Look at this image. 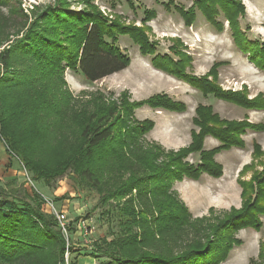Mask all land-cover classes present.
Listing matches in <instances>:
<instances>
[{
    "label": "trees",
    "instance_id": "1",
    "mask_svg": "<svg viewBox=\"0 0 264 264\" xmlns=\"http://www.w3.org/2000/svg\"><path fill=\"white\" fill-rule=\"evenodd\" d=\"M12 1L0 0V9L6 10L5 16L0 14V48L17 37L0 51V140L9 158L35 183L49 188L72 173L80 189L98 194L97 207L115 230L110 232L111 240L100 239L89 254H82L66 239L75 227L68 224L64 235L55 216L43 211L42 195L35 188L19 194L22 187L12 179L6 188L0 187V264H64L66 253L68 264H77L80 257L101 256L105 258L101 264H222L242 244L235 237L240 230H261L264 165L249 181L238 182L241 208L218 215L211 211L209 216L193 218L173 184L197 181L203 174L220 178L222 166L214 157L232 148L244 149L245 132L264 131V125L225 121L210 106L198 105L191 143L166 152L146 142L154 123L136 121L134 111L148 106L182 113L184 104L164 95L130 102L126 93L115 102L100 91L75 98L64 75L68 70L94 83L126 69L130 58L117 43L128 37L141 56L153 57L154 69L183 80L203 97L264 112L263 95L250 99L245 88L222 90L217 84L218 64L196 78L185 73L191 60L186 54L177 50L178 61L156 54L157 43L149 40L144 27L155 17L152 11L144 13L142 26L137 27L125 25L118 16H104L93 5L95 0H80L79 12L70 11V0H54L35 8L28 24V15ZM169 7L170 1L165 8ZM174 8L187 27L193 25L197 12L219 33L226 22L234 46L264 73V41H251L243 31L241 0H193L186 10ZM19 15L24 18L19 20ZM207 137L220 145L205 150ZM253 148L255 157L262 155L256 144ZM192 155L198 161L188 163ZM249 169L245 166L243 171ZM258 259L249 264H264V240Z\"/></svg>",
    "mask_w": 264,
    "mask_h": 264
},
{
    "label": "rangeland",
    "instance_id": "2",
    "mask_svg": "<svg viewBox=\"0 0 264 264\" xmlns=\"http://www.w3.org/2000/svg\"><path fill=\"white\" fill-rule=\"evenodd\" d=\"M169 1L170 7L166 9ZM192 2L193 0H95L93 5L109 19L118 16L125 25L133 24L137 27L142 26L144 13L152 11L155 17L146 22L144 27L147 28L149 40L157 43L156 54L169 55L175 61H178V55L175 53L177 50L186 54L191 60L185 68V73L196 78L205 76L214 64H218L217 84L222 90L241 92L245 88L250 99L259 94L264 96V73L250 64L246 56L234 46L226 22L223 32L219 33L197 12L193 25L191 27L184 25L174 7L186 10ZM241 2L245 10L244 17L240 19L243 31L249 40L263 42L264 0ZM12 4L17 9L20 6L23 14L28 15L29 24L32 21L31 12L35 11V8L54 4V0H13ZM82 9L80 0H70V11L79 12ZM0 14L5 16L6 10L0 9ZM17 18L22 20L24 17L19 15ZM219 20L223 21L222 18ZM13 23L15 24V21ZM15 28L12 27L11 31ZM16 38L12 37L0 51ZM117 45L130 58V64L126 69L94 83H88L79 73L66 70L64 75L66 86L75 98L81 97L83 93L95 91H100L106 98L115 102H118L119 96L123 93L127 94L130 102H144L151 97L164 95L174 102L185 105L186 109L182 113L151 109L148 106L136 109L134 111L136 121L150 120L154 123L153 129L145 136L146 142L157 144L166 152H176L188 147L191 143V133L197 131L192 120L195 118V109L198 105L210 106L213 112L225 121L246 120L250 124L264 125L263 111H248L212 96L203 97L183 80L154 69L151 66L153 57L141 56L138 47L128 37L119 38ZM2 71L0 67V75ZM242 140L244 149L232 148L214 157L222 166L223 174L220 178L214 179L203 174L197 181L184 179L173 184V190L193 218L209 216L211 211L218 215L220 212L241 208V187L238 182L249 181L254 172L262 170L264 131L247 130ZM0 143L3 144L1 140ZM253 144L259 147L261 156L255 157ZM219 145L218 141L211 137H207L203 144L205 150L214 149ZM196 161L197 155L187 158L188 163ZM245 166H251V169L243 171ZM12 179L17 181V186L22 187L19 194L35 188L42 195L44 212L64 213L68 224L75 227V233L66 238L70 247L82 251V254H89L98 240L103 238L111 240L110 232L115 228L101 214V207H97L98 194L80 189L72 173H66L48 188L42 183L33 182L31 175L25 173L15 159L4 158L0 164V187L6 188V183ZM57 190L60 196L51 198L52 192ZM58 199L61 200L57 201ZM262 223L260 231L244 229L235 235L242 244L235 247L222 264H249L250 260L259 262V246L264 240V219ZM66 254L69 260V255ZM104 260L105 258L101 256L96 260L92 258L82 260L80 264H101Z\"/></svg>",
    "mask_w": 264,
    "mask_h": 264
},
{
    "label": "built area",
    "instance_id": "3",
    "mask_svg": "<svg viewBox=\"0 0 264 264\" xmlns=\"http://www.w3.org/2000/svg\"><path fill=\"white\" fill-rule=\"evenodd\" d=\"M53 215L55 216V218H56V220H57L62 232L66 234L65 230L68 227V222L66 220V217H65L64 213L63 212L57 213V212L53 211ZM65 264H68V256H67V254L65 255Z\"/></svg>",
    "mask_w": 264,
    "mask_h": 264
},
{
    "label": "crops",
    "instance_id": "4",
    "mask_svg": "<svg viewBox=\"0 0 264 264\" xmlns=\"http://www.w3.org/2000/svg\"><path fill=\"white\" fill-rule=\"evenodd\" d=\"M4 158H9V156H8V154H7V152H6V149H5V147H4V144H1L0 143V164H1V162H2V160L4 159ZM10 159V158H9ZM12 160V159H11ZM10 165V164H9ZM46 195V194H45ZM44 196V195H43ZM57 196H60V194H58V190L57 191H54V192H52V195H51V198H54V197H57ZM44 198H45V196H44ZM46 198H48V197H46ZM86 259H89V258H78V263L77 264H80V262L82 261V260H86Z\"/></svg>",
    "mask_w": 264,
    "mask_h": 264
}]
</instances>
